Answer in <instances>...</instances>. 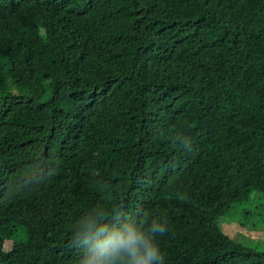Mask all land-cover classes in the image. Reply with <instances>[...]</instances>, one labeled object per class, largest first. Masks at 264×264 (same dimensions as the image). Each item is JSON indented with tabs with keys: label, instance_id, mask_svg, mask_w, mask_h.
Returning a JSON list of instances; mask_svg holds the SVG:
<instances>
[{
	"label": "trees",
	"instance_id": "16d2710c",
	"mask_svg": "<svg viewBox=\"0 0 264 264\" xmlns=\"http://www.w3.org/2000/svg\"><path fill=\"white\" fill-rule=\"evenodd\" d=\"M254 196L264 0H0V264H72L102 203L163 217L165 264H264L217 225Z\"/></svg>",
	"mask_w": 264,
	"mask_h": 264
},
{
	"label": "clouds",
	"instance_id": "9594fccd",
	"mask_svg": "<svg viewBox=\"0 0 264 264\" xmlns=\"http://www.w3.org/2000/svg\"><path fill=\"white\" fill-rule=\"evenodd\" d=\"M70 231L77 250L72 264H165L159 242L168 231L163 217L102 203L77 216Z\"/></svg>",
	"mask_w": 264,
	"mask_h": 264
},
{
	"label": "rangeland",
	"instance_id": "374dc122",
	"mask_svg": "<svg viewBox=\"0 0 264 264\" xmlns=\"http://www.w3.org/2000/svg\"><path fill=\"white\" fill-rule=\"evenodd\" d=\"M240 209V210H239ZM264 201L257 196L251 198L250 205H235L228 214L219 218L220 230L248 247L264 250ZM242 225V227H241ZM18 235V236H17ZM15 239L24 241L25 236L17 233Z\"/></svg>",
	"mask_w": 264,
	"mask_h": 264
}]
</instances>
